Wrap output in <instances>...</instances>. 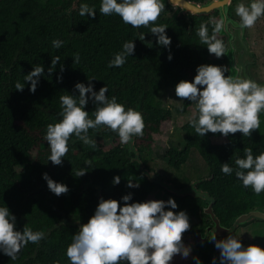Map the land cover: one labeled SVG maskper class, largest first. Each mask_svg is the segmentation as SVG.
Returning <instances> with one entry per match:
<instances>
[{"label": "trees", "instance_id": "16d2710c", "mask_svg": "<svg viewBox=\"0 0 264 264\" xmlns=\"http://www.w3.org/2000/svg\"><path fill=\"white\" fill-rule=\"evenodd\" d=\"M82 3L96 9L95 19L79 15ZM100 4L101 0H0V207H8L16 216V230L22 231L26 225L45 233V239L38 244L30 242L16 260L0 251V264H56L57 261L70 264L67 247L79 227L94 215L101 197L118 200L123 206L122 197L131 193V203L146 202L158 187L162 188L147 169L153 136L173 119L172 111L159 101L160 94L167 89L175 92L181 80L194 81L199 65L228 67L226 56L217 59L200 43L196 32L204 21L203 15L192 16L187 21L165 20L160 16L156 23L168 26L166 34L172 41L173 59L169 61V49L157 43L158 37L149 28H133L115 14L101 15ZM141 34L145 35L143 41L139 39ZM220 38L227 44L225 37ZM57 39L64 42L59 49L52 45ZM126 41H134V55L127 57L123 67L109 68V61L122 51ZM77 52L80 62L74 63ZM56 56L60 57L65 71L61 73L57 64L49 75L52 58ZM36 66L44 67L45 74L33 94L30 82L25 83L24 77ZM60 75L62 82L58 80ZM92 78L96 79L91 82L96 92L107 85L109 98L115 96L126 109L130 107L142 113L144 135L133 137L125 146L116 133L106 128L90 129L88 135L97 144V139L103 138L116 146L103 150L98 144L93 149L73 136L62 166H55L49 161L50 148L44 140L47 125L61 119L60 97L78 96L75 84L87 85ZM17 81L25 85L23 92L15 89ZM191 106V101L185 100L177 112L185 114ZM95 107L89 100L85 108L89 118L94 119ZM260 122L259 130L251 137H244L240 132L228 137L219 133L200 137L189 122L184 126V146L167 152L168 165L180 170L192 150H197L210 170L209 177L196 185L197 197L167 195L178 204L173 211H186L189 216L191 228L183 235L184 244L188 237L203 232L204 227L192 224V218L209 219L204 209L210 202L214 203V213L229 233L240 216L264 208V193L257 196L250 188L243 187L235 172L226 175L221 171L223 163L235 169V159L245 158V147L252 148L254 156L264 152V112L260 114ZM214 138H224L226 142L215 144ZM35 150L37 154L33 156ZM89 159L92 167L86 166ZM82 168L87 173L75 177V171ZM44 173L57 183L67 185L69 192L59 197L52 193L43 179ZM117 175L121 182L113 185ZM129 179L139 182L140 187L128 188ZM207 245L208 241L199 248L207 249ZM174 258L171 264H179ZM205 259L209 261L210 257Z\"/></svg>", "mask_w": 264, "mask_h": 264}, {"label": "clouds", "instance_id": "9594fccd", "mask_svg": "<svg viewBox=\"0 0 264 264\" xmlns=\"http://www.w3.org/2000/svg\"><path fill=\"white\" fill-rule=\"evenodd\" d=\"M173 4V3H172ZM174 6V4H173ZM165 11L162 0H101L99 12L104 16L117 15L124 24L133 28H149L150 33L158 37L157 43L169 49L168 59L171 61V38L166 34L167 25L157 24L161 14ZM96 9L86 3L79 7L80 16L96 17ZM235 15L239 18V27L252 29L257 21L264 17V0H251L249 4L238 3ZM230 21L226 14L220 18H211L203 22L197 29L200 43L206 45L209 55L217 59L228 53V44L220 38L222 31L228 30ZM211 25V34H209ZM141 41L145 35L141 34ZM62 40H53L54 48L63 45ZM134 41H126L122 51L116 53L109 61V68H121L128 56L135 53ZM74 63L80 62V54L73 56ZM57 64L60 72L65 68L60 63V57L52 58L48 74L51 75ZM240 72L238 65L234 67ZM227 66L202 64L196 68L194 81L181 80L175 86V94L180 101H191L195 105L197 115L191 119V127L200 137L208 133L230 134L240 132L244 137H251L260 128V114L264 112V85L239 75H225L229 72ZM45 74L44 67L36 66L25 75L24 80L30 82V92L35 93L40 77ZM59 82L63 76L58 77ZM89 83H76L74 89L79 95H62L60 97V121L48 124L44 140L50 148L49 161L55 166H62L64 157L69 152L68 142L75 136L93 149L98 148L97 141L92 139L89 130L106 128L118 135L121 145L129 144L133 137H143L145 121L141 112L117 102V97L109 98L108 86L94 90L91 83L95 78L88 79ZM25 85L20 81L15 83V89L23 92ZM202 89V90H201ZM89 94H91L89 96ZM89 100L96 106L92 112L94 119L89 118L85 110ZM245 158H236V168L223 163L221 171L226 175L235 172L244 188H250L257 196L264 193V152L253 155V149L244 148ZM92 167V160L86 162ZM87 171H75V177H83ZM48 189L56 196L69 192L67 185L57 183L48 173L43 174ZM120 176H115L112 183L119 185ZM128 188H139V182L128 180ZM132 194L122 197L123 206L115 199L100 198L94 215L82 224L73 235L68 245L66 256L70 264H171L176 255L187 259L191 247L185 246L183 235L190 230L191 224L186 211L175 212L178 204L174 198L164 200H148L146 202L131 203ZM169 209V210H166ZM17 218L8 207H0V251L11 260L19 257L21 250L30 242L38 244L45 239L43 231H33L25 227L16 230ZM215 241V248L219 250V257H213L212 264H264V248L258 245L243 246L240 239L229 235L226 239L217 240L216 235L208 239ZM196 264H201L199 257H194ZM59 264V261L56 262Z\"/></svg>", "mask_w": 264, "mask_h": 264}, {"label": "rangeland", "instance_id": "374dc122", "mask_svg": "<svg viewBox=\"0 0 264 264\" xmlns=\"http://www.w3.org/2000/svg\"><path fill=\"white\" fill-rule=\"evenodd\" d=\"M243 2L246 3L245 0H243ZM231 30L236 35L234 45L237 64L243 71V73L241 71L242 75H240V77H246V70L248 79L253 80L252 77H254L258 81V84L264 85V17L257 21L255 27L252 28L250 32L249 39L247 37L245 43L240 40L237 30ZM158 99L165 108L172 111L173 119L170 122L164 123L161 127V131L153 136V147L151 148V152L147 155L149 162L147 169L149 170V176L154 181H157L162 188L158 187L147 201H167V195L169 193L180 195L190 194L197 197L196 184L200 180L208 178L210 175L209 167L198 151L192 150L189 160L180 170L171 168L166 158V154L171 148H182L184 146L186 138L184 126L197 115L196 107L192 104L187 113H178L177 109L182 107L184 101H180L175 92L171 89L163 90ZM97 140L103 150H110L116 146L114 142L103 138H98ZM225 142L226 140L224 138L213 139V143L215 144H224ZM124 145L126 146L127 144ZM36 154L37 150L34 151L33 156H36ZM21 170L22 169H18V171ZM207 223H209L207 217L194 216L192 218V224L196 225L198 228L204 227V233L207 231V234H203L204 238L210 235L209 230H207ZM230 231L231 235L240 239L245 248L249 245H258L264 248V221L253 219L242 225L236 223ZM229 235L230 233L228 232L225 236L217 237V240L226 239ZM197 237L198 235L188 237L185 246L191 247V253L187 259L182 258V255L177 256L174 258L176 263L194 264L195 259L193 258L196 254L199 256L201 264H212L213 257L218 258L217 255L220 254V252L215 248V241L209 242L208 239L201 241L202 238L198 239ZM209 238L211 237L209 236ZM207 241V249L202 247L199 248L201 244ZM205 257H210V260H206ZM216 264H219L218 259Z\"/></svg>", "mask_w": 264, "mask_h": 264}, {"label": "water", "instance_id": "95a60500", "mask_svg": "<svg viewBox=\"0 0 264 264\" xmlns=\"http://www.w3.org/2000/svg\"><path fill=\"white\" fill-rule=\"evenodd\" d=\"M169 3H173L174 5H177L179 7H181L183 9V11H189L192 14L198 15V14H207V13H211L213 11H220V15H224L226 14L230 23L228 25V30L227 31H222L221 35H224L227 38V44L229 41H231V43L228 45V53L225 55L227 60H228V67L229 69H231L229 71V75H239L240 76V72H241V68H240V72L237 73L234 69V67L237 64V58H236V49H235V39L236 36L235 34L232 32V30L230 29V25L235 27L236 29L238 28V24H236L234 21L230 20L229 16H228V12L231 6V2L232 0H214L210 3L207 4H195V3H191L188 0H168ZM244 33H245V29L242 31V38L244 37ZM213 202H211L209 204V206L207 208L204 209V213L210 218V220L212 221V228H209V234L212 236L216 235V237H221V236H225L226 235V229L225 226L222 225L221 221L216 217L215 213H214V208H213ZM252 219H257V220H261L264 221V208H260L257 209L255 211L250 212L249 214H245L240 216L237 219V223L242 225L245 224L247 222H249ZM201 238V237H199ZM198 238V239H199Z\"/></svg>", "mask_w": 264, "mask_h": 264}, {"label": "flooded vegetation", "instance_id": "af4514ba", "mask_svg": "<svg viewBox=\"0 0 264 264\" xmlns=\"http://www.w3.org/2000/svg\"><path fill=\"white\" fill-rule=\"evenodd\" d=\"M189 2L191 3H195V4H207V3H210L214 0H188ZM246 1V5L249 4L251 2V0H245ZM162 2L165 4V11L161 14L162 18L165 19V20H181V19H185L186 21L192 17V16H197L195 14H192L191 12L189 11H183V9L177 5H174L169 3L168 0H162ZM238 3H244L243 0H232L231 2V6H230V9H229V12H228V16L230 18V20L234 21L236 24L239 25V18L235 15V6L238 4ZM198 15H203V22H208L211 18L215 17V18H220L221 15H220V11H213L211 13H207V14H198ZM211 26V25H210ZM230 29H235L238 31V36L240 37V40L242 42H246V38L248 37L249 39V36H250V32L252 29H245V33H244V37L242 38V30L240 29V27L238 26V28L236 29L235 27L231 26L230 25ZM220 36L222 37H225L224 35H221V33L219 34ZM248 35V36H247ZM236 36V35H235ZM226 38V37H225ZM226 42H227V38H226ZM254 52V51H253ZM254 54V53H253ZM242 71V70H241ZM243 73V71H242ZM242 73L240 72V75H242ZM245 74H246V77L248 79V76H247V72L245 70ZM253 81H255L256 79L254 77H252ZM256 82H258L256 80ZM262 85V84H261ZM197 185V184H196ZM197 190V193H199L198 189ZM180 195V194H178ZM185 196V195H184ZM211 203V202H210ZM209 203V204H210ZM208 204V206H209ZM207 207V206H206ZM207 225V230L209 228H212L211 226L213 225L212 224V221L210 220L209 218V223L206 224ZM226 233L229 232V229L226 228ZM203 234H207V231L204 233V232H201L198 235L197 238L201 239V241L203 240H206V239H209V236L212 237L211 235H208L207 237H203L204 235ZM231 234V232H230ZM217 238V237H216Z\"/></svg>", "mask_w": 264, "mask_h": 264}, {"label": "bare ground", "instance_id": "6f19581e", "mask_svg": "<svg viewBox=\"0 0 264 264\" xmlns=\"http://www.w3.org/2000/svg\"><path fill=\"white\" fill-rule=\"evenodd\" d=\"M240 225V224H239Z\"/></svg>", "mask_w": 264, "mask_h": 264}]
</instances>
